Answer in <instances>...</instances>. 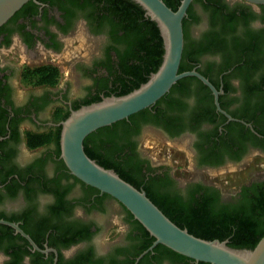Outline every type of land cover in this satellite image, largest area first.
Instances as JSON below:
<instances>
[{
  "label": "flooded vegetation",
  "instance_id": "flooded-vegetation-1",
  "mask_svg": "<svg viewBox=\"0 0 264 264\" xmlns=\"http://www.w3.org/2000/svg\"><path fill=\"white\" fill-rule=\"evenodd\" d=\"M120 1L27 0L0 25V264H208L154 244L61 157L63 117L137 79ZM184 19L186 40L204 48L187 70L212 83L218 103L199 77L180 78L116 127L111 159L183 208L208 194L227 206L264 196V163L255 162L264 159V3L192 0ZM148 132L180 144L185 165L151 155ZM39 134L50 138L33 147ZM234 173L244 177L233 185Z\"/></svg>",
  "mask_w": 264,
  "mask_h": 264
},
{
  "label": "water",
  "instance_id": "water-1",
  "mask_svg": "<svg viewBox=\"0 0 264 264\" xmlns=\"http://www.w3.org/2000/svg\"><path fill=\"white\" fill-rule=\"evenodd\" d=\"M26 1L0 0V25ZM132 1L141 6L145 15L159 28L163 38L162 61L157 70L133 90L105 96L71 110L61 121V157L74 176L112 196L129 210L154 237V244L161 243L179 254L208 264H264V235L252 248L233 247L226 239L196 236L173 222L145 190L122 178L115 169L100 165L86 153L84 139L88 134L152 106L182 77H199L213 90L218 103V92L205 76L195 69L179 71L185 42L183 19L192 0H181L176 10L164 0ZM248 1L264 3V0ZM9 224L19 229L16 224Z\"/></svg>",
  "mask_w": 264,
  "mask_h": 264
},
{
  "label": "trees",
  "instance_id": "trees-1",
  "mask_svg": "<svg viewBox=\"0 0 264 264\" xmlns=\"http://www.w3.org/2000/svg\"><path fill=\"white\" fill-rule=\"evenodd\" d=\"M164 1L174 10L179 6L178 0ZM120 7L121 8L118 10L124 19L123 26L126 31L125 38L130 37V44L132 45L128 53L140 61V64L132 70L137 79L130 88L120 93L125 94L145 82L151 72L157 70L162 61L164 49L163 38L157 24L149 17L144 19V10L141 6L132 0H121ZM183 28L185 42L179 67L180 72L191 67L188 65L186 58L193 60L198 52L204 50L201 46L197 49L193 48L186 40L185 19L183 20ZM98 100L100 99L95 101ZM159 100L157 102H159ZM89 103L91 102L86 104ZM134 114L130 115L127 119L133 117ZM68 115L69 114L63 117V119ZM127 119L116 121L111 125L98 128L88 134L84 139V148L86 153L100 165L115 169L122 178L132 183L137 188H140L130 180L126 171L121 170L124 169L121 164L118 165L115 160L111 159V156L113 157L118 149L116 127ZM58 134L60 136V131H58ZM49 138L50 135L46 134L36 135L35 140L33 139L32 146L43 144L47 142ZM146 193L173 222L201 238L226 239L228 244L233 247L252 248L264 235V196L256 195L248 200L244 199L239 204L227 206L217 205L215 198H213V194H208L200 198L201 200L198 199L196 204H187L183 208L175 201L169 202L149 192ZM143 229L146 230L144 226ZM146 232L149 234L147 230ZM152 240H154L153 236ZM158 245L164 246L171 252H175L161 243Z\"/></svg>",
  "mask_w": 264,
  "mask_h": 264
},
{
  "label": "rangeland",
  "instance_id": "rangeland-1",
  "mask_svg": "<svg viewBox=\"0 0 264 264\" xmlns=\"http://www.w3.org/2000/svg\"><path fill=\"white\" fill-rule=\"evenodd\" d=\"M88 43H89L88 46L85 45V49L82 50V52L84 51V55H87V52L90 50V48H92L91 42H88ZM144 138L146 139L148 144H151V146H149L150 154L153 155L154 157L160 158L161 160L164 159V160L170 161L171 157L174 156L176 157L178 163L185 165L186 158L183 155L184 152L181 150L180 144L178 143L171 144L170 143L171 141H168V139L160 138L150 132H148ZM255 162L259 164L264 163V159L259 158ZM226 177L227 176L225 175V173H219L217 178L219 179V181H222L225 184L224 180H227ZM243 177H244L243 174L234 173V174H231L230 176L231 180H228V181L233 182L232 184L234 185L240 182L243 179Z\"/></svg>",
  "mask_w": 264,
  "mask_h": 264
}]
</instances>
